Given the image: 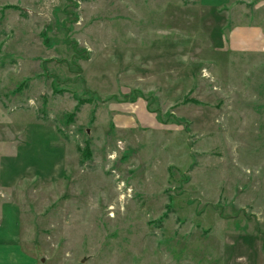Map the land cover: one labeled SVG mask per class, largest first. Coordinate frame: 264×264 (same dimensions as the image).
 Segmentation results:
<instances>
[{"label":"rangeland","instance_id":"rangeland-1","mask_svg":"<svg viewBox=\"0 0 264 264\" xmlns=\"http://www.w3.org/2000/svg\"><path fill=\"white\" fill-rule=\"evenodd\" d=\"M253 26L264 0H0V264H264Z\"/></svg>","mask_w":264,"mask_h":264},{"label":"crops","instance_id":"crops-1","mask_svg":"<svg viewBox=\"0 0 264 264\" xmlns=\"http://www.w3.org/2000/svg\"><path fill=\"white\" fill-rule=\"evenodd\" d=\"M199 1L202 4H205L207 6L214 8V7H216L217 2H220L222 0H199ZM248 28L251 32L256 33L258 38H260L259 40H257L256 47L255 48L246 47L245 45L248 42V40H245L244 44H240L242 46L241 48L236 47L233 45L234 43L231 42L232 34H230L229 43L231 44V47L236 49V50H242V51H255V52L264 51V26H263V29L259 28L258 26H253V27H248ZM3 209H5V208L3 207ZM5 210H11L12 212L14 210V213L10 215L11 218H17L18 219L20 217V208L17 207V205H15L14 209L12 206H9V207L7 206ZM8 241H11L12 244L11 243L4 244V242H8ZM8 241H3V245L0 246V249H2V250L8 249V251L16 250V249L21 250L20 245H18L19 243H14L12 240H8ZM1 255H2V251H1ZM21 264H28V259L26 258L25 261H21Z\"/></svg>","mask_w":264,"mask_h":264},{"label":"built area","instance_id":"built-area-1","mask_svg":"<svg viewBox=\"0 0 264 264\" xmlns=\"http://www.w3.org/2000/svg\"><path fill=\"white\" fill-rule=\"evenodd\" d=\"M115 157V155L112 156V158Z\"/></svg>","mask_w":264,"mask_h":264}]
</instances>
